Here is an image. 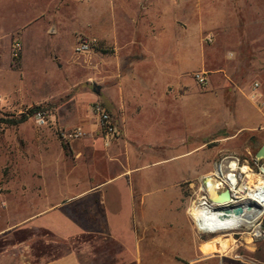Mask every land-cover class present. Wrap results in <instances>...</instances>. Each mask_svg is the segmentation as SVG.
Wrapping results in <instances>:
<instances>
[{
    "label": "rangeland",
    "instance_id": "374dc122",
    "mask_svg": "<svg viewBox=\"0 0 264 264\" xmlns=\"http://www.w3.org/2000/svg\"><path fill=\"white\" fill-rule=\"evenodd\" d=\"M121 28H152L156 45L164 39L178 76L170 82L181 85L182 100L172 102L167 127L158 129L172 133L164 144L170 147L161 151L167 156L162 166L167 195L174 168L195 172L179 186L181 203L187 201L189 209L208 197L204 176L219 173L221 191L222 180L235 176L247 187L243 169L264 178V159L255 156L264 144V0H0V264H36L21 243L32 244L35 253L37 242L51 239L42 229H26L35 223L21 230L20 222L36 214L42 177L52 174V164L61 162L66 172L74 165L69 149H82L79 143L88 135L82 124L99 104L93 86L99 87L100 59L110 57L115 44L106 33ZM80 40L94 43L77 54ZM16 42L21 52L13 58ZM196 60L202 66L197 68ZM195 74H203L204 82ZM33 108L39 110L23 123L7 124ZM75 128L85 134L64 136ZM186 128L189 133H181L177 146L178 133ZM160 168L133 178L156 175ZM159 183L149 182L154 195L162 193ZM253 209L262 210L256 202ZM220 235H228L229 247L206 252L203 245ZM198 243L199 256L215 258L203 264H264V217L251 226L201 235ZM195 257L173 258V264Z\"/></svg>",
    "mask_w": 264,
    "mask_h": 264
},
{
    "label": "crops",
    "instance_id": "0c3cea01",
    "mask_svg": "<svg viewBox=\"0 0 264 264\" xmlns=\"http://www.w3.org/2000/svg\"><path fill=\"white\" fill-rule=\"evenodd\" d=\"M29 31L23 32V40ZM106 35L115 44L111 56L100 59L99 98L94 101L111 114L118 137L105 142L90 110L87 123L82 124L88 134L79 143L82 149H69L74 165L66 172L61 162L52 164V174L42 177L36 214L20 222L21 230L35 223L26 229H42L43 236L51 239L37 242L35 253L32 244L24 241L21 244L28 250L23 252L36 264H173V258L187 256H196L189 264L212 262L214 256L198 255L201 235L190 220L187 201L181 203L179 186L195 172L171 169L167 188L172 192L168 196L165 191L162 166L167 156L161 151L170 147L164 144L172 133L158 129L167 127L172 102L183 97L178 80L176 86L170 82L178 76L171 68L173 57L167 59L166 41L156 45L152 28H121ZM140 36L141 41L137 40ZM162 57L164 62H160ZM196 63L197 68L202 66L201 61ZM183 132L189 133L188 128L179 131L178 137ZM180 143L181 137L176 145ZM160 166L156 175L133 178ZM151 181L160 182L161 194L150 191ZM54 213L58 216H50ZM229 243L228 235H220L203 249L225 250Z\"/></svg>",
    "mask_w": 264,
    "mask_h": 264
},
{
    "label": "bare ground",
    "instance_id": "6f19581e",
    "mask_svg": "<svg viewBox=\"0 0 264 264\" xmlns=\"http://www.w3.org/2000/svg\"><path fill=\"white\" fill-rule=\"evenodd\" d=\"M241 173L246 174L250 185L245 187L243 180L233 175L235 177L222 180V184L226 186L223 191L215 181V177L221 178L219 173L204 176L208 197H199L193 203L192 209L190 208V215L199 235H209L239 225L251 226L257 219L264 217V178L248 173L245 169L241 170ZM246 190L249 194L244 197ZM207 198L211 201L208 202ZM255 202L262 208L261 211L253 209ZM237 207H240L242 212L236 215L233 210Z\"/></svg>",
    "mask_w": 264,
    "mask_h": 264
},
{
    "label": "built area",
    "instance_id": "2783aa9c",
    "mask_svg": "<svg viewBox=\"0 0 264 264\" xmlns=\"http://www.w3.org/2000/svg\"><path fill=\"white\" fill-rule=\"evenodd\" d=\"M93 43L94 40H80L75 47V52L77 54L84 53ZM20 52L21 45L16 42L12 46L11 56L13 58H18ZM202 75L203 74H195V78L201 83L204 82V78ZM91 113L96 118L97 128L103 140L105 142H109L110 140L115 139L118 131L111 114L100 104L93 105L91 108ZM84 134L85 133L81 128H75L70 132L64 133V136L70 139H76L82 137Z\"/></svg>",
    "mask_w": 264,
    "mask_h": 264
},
{
    "label": "water",
    "instance_id": "95a60500",
    "mask_svg": "<svg viewBox=\"0 0 264 264\" xmlns=\"http://www.w3.org/2000/svg\"><path fill=\"white\" fill-rule=\"evenodd\" d=\"M93 92L95 93V94H99V87L98 86H96V85H94L93 86ZM256 158L258 159V158H262V159H264V144L261 146V148L257 151V153H256ZM211 201V200H210ZM242 212V209L240 208V207H237V208H235L234 210H233V213L234 214H239V213H241Z\"/></svg>",
    "mask_w": 264,
    "mask_h": 264
},
{
    "label": "trees",
    "instance_id": "16d2710c",
    "mask_svg": "<svg viewBox=\"0 0 264 264\" xmlns=\"http://www.w3.org/2000/svg\"><path fill=\"white\" fill-rule=\"evenodd\" d=\"M38 110H39V108H33V109L29 112V115L22 114V115H21L19 118H17V119L9 120V121L7 122V124H8V125H11V126H15V125L21 124V123H23L24 121L27 120L28 116L36 114ZM247 169H248V168H247Z\"/></svg>",
    "mask_w": 264,
    "mask_h": 264
}]
</instances>
